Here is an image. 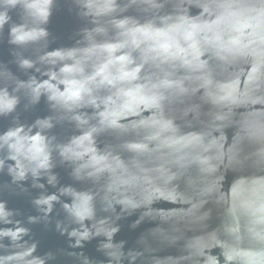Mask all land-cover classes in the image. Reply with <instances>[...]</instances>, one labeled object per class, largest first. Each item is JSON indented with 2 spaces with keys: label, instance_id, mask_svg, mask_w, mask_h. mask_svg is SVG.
<instances>
[{
  "label": "water",
  "instance_id": "water-1",
  "mask_svg": "<svg viewBox=\"0 0 264 264\" xmlns=\"http://www.w3.org/2000/svg\"><path fill=\"white\" fill-rule=\"evenodd\" d=\"M0 264H264V0H0Z\"/></svg>",
  "mask_w": 264,
  "mask_h": 264
}]
</instances>
